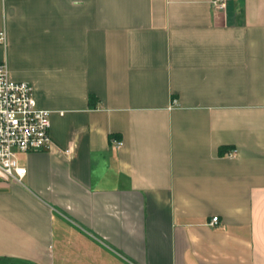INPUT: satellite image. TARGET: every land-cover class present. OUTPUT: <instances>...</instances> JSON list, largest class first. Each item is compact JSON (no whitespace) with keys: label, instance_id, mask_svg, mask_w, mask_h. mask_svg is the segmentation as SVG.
<instances>
[{"label":"crops","instance_id":"obj_1","mask_svg":"<svg viewBox=\"0 0 264 264\" xmlns=\"http://www.w3.org/2000/svg\"><path fill=\"white\" fill-rule=\"evenodd\" d=\"M1 30L53 145L0 179V264H264V0H0Z\"/></svg>","mask_w":264,"mask_h":264},{"label":"built area","instance_id":"obj_2","mask_svg":"<svg viewBox=\"0 0 264 264\" xmlns=\"http://www.w3.org/2000/svg\"><path fill=\"white\" fill-rule=\"evenodd\" d=\"M229 0H212L215 9H225ZM6 40L5 30L0 31V43ZM51 111L38 106L33 86L26 81L10 77L6 61L0 62V179L22 181L27 169L19 154L32 150L49 149L53 145L50 134ZM123 141L114 139V145ZM70 153V149H65ZM237 150L229 152L235 156ZM214 216L211 224H216Z\"/></svg>","mask_w":264,"mask_h":264}]
</instances>
